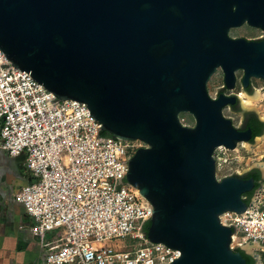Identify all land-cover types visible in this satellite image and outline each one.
I'll return each instance as SVG.
<instances>
[{
    "label": "water",
    "instance_id": "95a60500",
    "mask_svg": "<svg viewBox=\"0 0 264 264\" xmlns=\"http://www.w3.org/2000/svg\"><path fill=\"white\" fill-rule=\"evenodd\" d=\"M244 25L264 32V0H0V50L14 68L86 104L107 135L147 146L125 181L152 206L147 240L180 252L171 264H246L219 217L261 191L250 171L218 180L213 153L251 143V130L223 116L239 97L206 89L217 70L225 91L239 71L244 91L264 82V40L229 36ZM244 252L260 263L256 248Z\"/></svg>",
    "mask_w": 264,
    "mask_h": 264
},
{
    "label": "built area",
    "instance_id": "2783aa9c",
    "mask_svg": "<svg viewBox=\"0 0 264 264\" xmlns=\"http://www.w3.org/2000/svg\"><path fill=\"white\" fill-rule=\"evenodd\" d=\"M101 126L86 104L58 100L0 50V149L11 157L24 154L34 177L15 199L45 249L41 264H171L180 252L147 240L152 206L125 181L129 160L147 146L105 135ZM245 144L215 149L216 174L241 163ZM231 172L224 177L241 175ZM258 186V198L244 196L251 203L245 212L219 217L233 229V249L251 244L264 253L263 174ZM53 233L56 242L49 241Z\"/></svg>",
    "mask_w": 264,
    "mask_h": 264
},
{
    "label": "crops",
    "instance_id": "0c3cea01",
    "mask_svg": "<svg viewBox=\"0 0 264 264\" xmlns=\"http://www.w3.org/2000/svg\"><path fill=\"white\" fill-rule=\"evenodd\" d=\"M32 182L25 156L11 157L0 149V264H41L44 260L45 252L30 232L33 221L15 199Z\"/></svg>",
    "mask_w": 264,
    "mask_h": 264
},
{
    "label": "rangeland",
    "instance_id": "374dc122",
    "mask_svg": "<svg viewBox=\"0 0 264 264\" xmlns=\"http://www.w3.org/2000/svg\"><path fill=\"white\" fill-rule=\"evenodd\" d=\"M229 36L231 38H244L246 40H264V32L259 29H252L246 25L232 29L229 32ZM237 84L234 90L232 91H223L226 95H234L236 94L239 97V109L233 110L231 107H226L223 109V116L228 118L232 121V124L235 127H240L242 124L243 115L245 113H254L260 121L264 123V82L260 79H251V87L250 91H244L240 84V80L242 78V72L239 71L236 73ZM208 95L211 98H216L217 94L223 90V75L220 70H217L206 86ZM252 99L251 107L246 108L244 107V103ZM181 123L185 126H193L194 121L192 117L188 114H182L180 116ZM239 155L241 159L240 164L232 165L233 170H238L240 174L249 172L254 170L255 168H260L262 174L264 175V170L262 169V162H264V132L260 137H257L253 142L249 144H245V149L239 150ZM231 171L228 172H218L216 174L217 179H222L225 175L232 173ZM57 234L53 233L50 237V242H56ZM129 243V241H127ZM252 247L249 245H245L242 247V250L246 251L247 253H252ZM45 252V249H43ZM254 251V250H253ZM257 251V249H256ZM260 256V263L256 264H264V255L262 252H257Z\"/></svg>",
    "mask_w": 264,
    "mask_h": 264
},
{
    "label": "trees",
    "instance_id": "16d2710c",
    "mask_svg": "<svg viewBox=\"0 0 264 264\" xmlns=\"http://www.w3.org/2000/svg\"><path fill=\"white\" fill-rule=\"evenodd\" d=\"M246 128H250L252 130V133H253V136H259L262 134L263 132V129H264V123H260V122H250L247 124V127ZM105 135H107L106 133H104ZM247 178H253L255 183H256V186L258 187L259 185V181H260V172L258 170H252L250 171L247 175H246ZM245 196H248V195H245ZM147 226L148 224L146 225V229H147ZM235 251L237 252H240L241 255L243 256V258L246 260V264H254V261L253 259L247 255L243 250L239 249V248H236ZM264 255V253H263Z\"/></svg>",
    "mask_w": 264,
    "mask_h": 264
},
{
    "label": "flooded vegetation",
    "instance_id": "af4514ba",
    "mask_svg": "<svg viewBox=\"0 0 264 264\" xmlns=\"http://www.w3.org/2000/svg\"><path fill=\"white\" fill-rule=\"evenodd\" d=\"M223 91H225V90H222L221 92H223ZM246 91H250V88H248V89H246ZM224 93V92H223ZM236 97H237V95L236 94H234ZM233 110H238L239 109V101H237L236 102V104L235 105H233L232 107H231ZM260 122V123H263L262 121H260L259 119H258V117L254 114V113H245L244 115H243V119H242V124H241V126L239 127L241 130H243V131H245V130H247V129H250V128H246L247 127V124L248 123H250V122H253V123H255V122ZM251 130V129H250ZM262 135V134H261ZM261 135H259V136H253V133H252V130H251V141L250 142H253L257 137H260ZM259 172H260V178H261V175H262V173H261V171L259 170V169H257ZM252 195V194H251ZM254 261V260H253ZM254 264H256V261H254Z\"/></svg>",
    "mask_w": 264,
    "mask_h": 264
},
{
    "label": "bare ground",
    "instance_id": "6f19581e",
    "mask_svg": "<svg viewBox=\"0 0 264 264\" xmlns=\"http://www.w3.org/2000/svg\"><path fill=\"white\" fill-rule=\"evenodd\" d=\"M251 103H252V99L251 98H249V100L247 101V102H245L244 104V107H246V108H250L251 107ZM250 247H252L251 249H252V251L256 248V245H252V246H250Z\"/></svg>",
    "mask_w": 264,
    "mask_h": 264
}]
</instances>
